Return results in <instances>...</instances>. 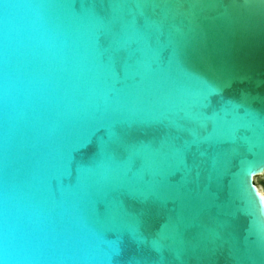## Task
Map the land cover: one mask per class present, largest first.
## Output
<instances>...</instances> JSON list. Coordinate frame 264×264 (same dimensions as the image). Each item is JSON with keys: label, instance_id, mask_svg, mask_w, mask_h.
<instances>
[{"label": "water", "instance_id": "95a60500", "mask_svg": "<svg viewBox=\"0 0 264 264\" xmlns=\"http://www.w3.org/2000/svg\"><path fill=\"white\" fill-rule=\"evenodd\" d=\"M264 0H0V264H264Z\"/></svg>", "mask_w": 264, "mask_h": 264}, {"label": "flooded vegetation", "instance_id": "af4514ba", "mask_svg": "<svg viewBox=\"0 0 264 264\" xmlns=\"http://www.w3.org/2000/svg\"><path fill=\"white\" fill-rule=\"evenodd\" d=\"M254 184L257 186L261 193H264V173L255 177Z\"/></svg>", "mask_w": 264, "mask_h": 264}, {"label": "snow or ice", "instance_id": "6c2138e0", "mask_svg": "<svg viewBox=\"0 0 264 264\" xmlns=\"http://www.w3.org/2000/svg\"><path fill=\"white\" fill-rule=\"evenodd\" d=\"M262 194H264V193H262Z\"/></svg>", "mask_w": 264, "mask_h": 264}]
</instances>
